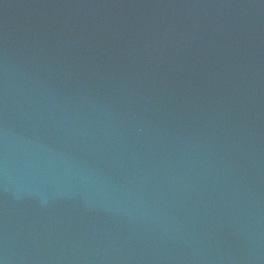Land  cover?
Wrapping results in <instances>:
<instances>
[{
    "label": "water",
    "instance_id": "obj_1",
    "mask_svg": "<svg viewBox=\"0 0 264 264\" xmlns=\"http://www.w3.org/2000/svg\"><path fill=\"white\" fill-rule=\"evenodd\" d=\"M0 264H264V0H0Z\"/></svg>",
    "mask_w": 264,
    "mask_h": 264
}]
</instances>
